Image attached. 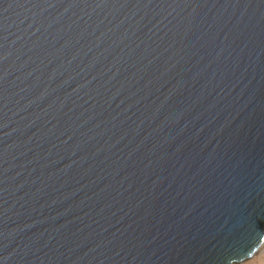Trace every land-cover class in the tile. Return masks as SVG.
Here are the masks:
<instances>
[{"label":"water","instance_id":"obj_1","mask_svg":"<svg viewBox=\"0 0 264 264\" xmlns=\"http://www.w3.org/2000/svg\"><path fill=\"white\" fill-rule=\"evenodd\" d=\"M263 243L264 0H0V264Z\"/></svg>","mask_w":264,"mask_h":264},{"label":"rangeland","instance_id":"obj_2","mask_svg":"<svg viewBox=\"0 0 264 264\" xmlns=\"http://www.w3.org/2000/svg\"><path fill=\"white\" fill-rule=\"evenodd\" d=\"M235 264H264V250L255 252L251 257Z\"/></svg>","mask_w":264,"mask_h":264},{"label":"bare ground","instance_id":"obj_3","mask_svg":"<svg viewBox=\"0 0 264 264\" xmlns=\"http://www.w3.org/2000/svg\"><path fill=\"white\" fill-rule=\"evenodd\" d=\"M260 250H261V251L264 250V243L261 245V247L258 249L257 252H260Z\"/></svg>","mask_w":264,"mask_h":264}]
</instances>
